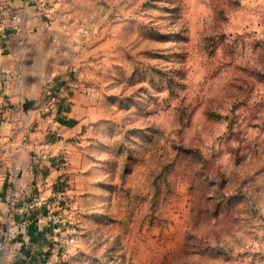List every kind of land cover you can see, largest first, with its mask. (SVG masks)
Segmentation results:
<instances>
[{
    "label": "rangeland",
    "instance_id": "1",
    "mask_svg": "<svg viewBox=\"0 0 264 264\" xmlns=\"http://www.w3.org/2000/svg\"><path fill=\"white\" fill-rule=\"evenodd\" d=\"M29 2L19 107L78 128L50 264H264V0Z\"/></svg>",
    "mask_w": 264,
    "mask_h": 264
},
{
    "label": "crops",
    "instance_id": "2",
    "mask_svg": "<svg viewBox=\"0 0 264 264\" xmlns=\"http://www.w3.org/2000/svg\"><path fill=\"white\" fill-rule=\"evenodd\" d=\"M29 1L0 0V11L10 5L20 19L16 23L4 13L0 20V239L8 240L5 256L9 264H50L56 259L60 240L58 224L49 222V217L51 211L61 209L57 204L63 197L55 194L62 184L59 178L70 173L68 162L63 170H56L55 160L59 154L72 155L69 139L78 128L71 124L73 108L58 105L52 128L60 138L47 141L42 130L49 118L34 120L36 110L26 118L19 107L37 96L44 78L39 46L37 55L31 52V43L39 39L40 32L29 29L37 24L35 6ZM61 84L67 90L70 82L64 78ZM39 234H43L42 244H36Z\"/></svg>",
    "mask_w": 264,
    "mask_h": 264
},
{
    "label": "built area",
    "instance_id": "3",
    "mask_svg": "<svg viewBox=\"0 0 264 264\" xmlns=\"http://www.w3.org/2000/svg\"><path fill=\"white\" fill-rule=\"evenodd\" d=\"M8 14L11 18V20H13L14 22L18 23L19 22V16L14 12L13 8L10 6V5H6L4 6L1 11H0V20L2 19V15L3 14ZM58 135V133H57ZM67 164V159H66V156L65 154H59L57 159L55 160V165L54 167L56 168V170H63L64 169V166ZM60 182H64L65 181V176L62 175L60 176L59 178ZM55 194H58L59 196L62 197V195L64 194L63 190H56L55 191ZM60 200L58 201V206L60 204ZM35 204L38 203L37 201L34 202ZM53 212L52 215L49 217V222L51 221H55L57 222L58 221V211H51ZM58 223V222H57ZM56 229L60 230L58 226L55 227ZM7 239L5 238V236H3L1 239H0V257H2V251L5 249V247L7 246ZM73 242V238L71 237H65L64 239H62L60 242H59V245L62 243H64L65 245H70L71 243ZM46 264H49L48 261H46Z\"/></svg>",
    "mask_w": 264,
    "mask_h": 264
}]
</instances>
